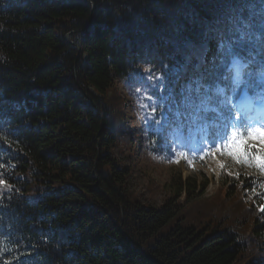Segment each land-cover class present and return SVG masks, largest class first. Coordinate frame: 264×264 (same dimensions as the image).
<instances>
[{
  "label": "trees",
  "instance_id": "1",
  "mask_svg": "<svg viewBox=\"0 0 264 264\" xmlns=\"http://www.w3.org/2000/svg\"><path fill=\"white\" fill-rule=\"evenodd\" d=\"M234 54L264 93V0H0V264H264L259 176L137 174L219 133Z\"/></svg>",
  "mask_w": 264,
  "mask_h": 264
},
{
  "label": "rangeland",
  "instance_id": "2",
  "mask_svg": "<svg viewBox=\"0 0 264 264\" xmlns=\"http://www.w3.org/2000/svg\"><path fill=\"white\" fill-rule=\"evenodd\" d=\"M252 101L255 102L254 100ZM260 105L261 107H264V101H262ZM127 109L128 111L126 112V115L129 121V118H132L133 112L130 108ZM256 125L257 128L255 127V125L252 128L254 135L257 137L253 142L257 146H260L259 132L257 130L264 131V128H260L258 124ZM217 146H219L221 149L224 148L217 142L206 141L205 145L202 146L199 152L187 158H184L181 161L174 162L173 164L145 167V165H143L144 163L139 162L137 164V174L139 175L141 173H144V171H148L149 176L158 181L159 183L168 182V175L171 172L179 170H181L183 174L182 176H184L185 178L190 175H194L199 180H201L204 178V176H207L210 179V183L207 186L208 188L206 192L207 194H212L215 188H217V185H219L221 177L220 173L223 169L220 167V165L223 164L224 167H227L230 171L233 172H247L251 175L259 174L262 176L264 184V174L262 172L256 170L253 166H249L248 164L237 163L230 156L223 154L222 151H216ZM201 157H203V159H201ZM138 180L141 181L142 179L138 177Z\"/></svg>",
  "mask_w": 264,
  "mask_h": 264
},
{
  "label": "snow or ice",
  "instance_id": "3",
  "mask_svg": "<svg viewBox=\"0 0 264 264\" xmlns=\"http://www.w3.org/2000/svg\"><path fill=\"white\" fill-rule=\"evenodd\" d=\"M257 131L259 132L260 141V147L258 149H256V144L253 142L257 137L254 135L252 129H248L246 137L243 133L233 131L231 139L224 148L221 149L217 146L216 151H222L223 154L230 156L237 163L248 164L264 172V131ZM253 149H256V153L258 154L253 153ZM252 161H255V163L253 164ZM220 167L224 168V165L221 164ZM229 174L231 175V173ZM261 187H264V184H261ZM261 210L264 211V208Z\"/></svg>",
  "mask_w": 264,
  "mask_h": 264
}]
</instances>
